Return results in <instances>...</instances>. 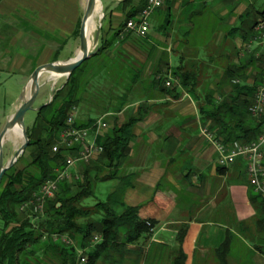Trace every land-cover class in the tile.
Segmentation results:
<instances>
[{"label": "crops", "instance_id": "0c3cea01", "mask_svg": "<svg viewBox=\"0 0 264 264\" xmlns=\"http://www.w3.org/2000/svg\"><path fill=\"white\" fill-rule=\"evenodd\" d=\"M144 2L101 0L104 13L98 45L101 38L109 40L122 28L131 8ZM171 5V19L183 25L174 30L168 27L169 43L151 41L155 23L160 21L162 27L167 21L154 13L147 44H138L132 35L123 46L137 60L135 66L141 73L121 110L100 113L83 102L77 121L103 117L111 128L113 123L137 120L128 154L114 180L116 187L120 178L131 182L124 191V205L138 207V218L153 220L155 226L145 244L137 240L129 245L132 252L143 249L149 264H171L179 231L186 228L182 238L185 264H216L215 251L227 238L228 261L250 259L253 264H264V232L249 199L246 163L238 159L223 170L217 167L215 147L200 134L201 127L211 121L203 120L199 111L200 104H205L203 90L212 91L220 101L237 97L238 107L253 101L254 94L248 90L233 92L226 72L242 68L236 79L242 86L251 88L260 82L264 43L252 41L264 0H173ZM85 6L86 0H0V131L18 108L19 95L35 68L77 56ZM118 45L116 41L112 53ZM179 66L200 72L196 77L199 101L184 89L174 98L162 90L164 84L153 81L162 72L164 81L176 85L172 73ZM5 100L7 107L2 104ZM94 113L95 117L88 115Z\"/></svg>", "mask_w": 264, "mask_h": 264}, {"label": "trees", "instance_id": "16d2710c", "mask_svg": "<svg viewBox=\"0 0 264 264\" xmlns=\"http://www.w3.org/2000/svg\"><path fill=\"white\" fill-rule=\"evenodd\" d=\"M146 1L141 7L131 8L126 13L122 28L111 39L101 38L96 53L72 72L65 86L56 92L53 100L36 111L37 116L32 127L26 128L30 139L27 149L30 150L31 156L28 168L19 171L12 167L6 171L0 181V264H54L55 259L58 264H81L78 248L61 241L54 242L53 235L76 239L86 256L85 264H98L104 253L116 249L122 257L129 251L127 245L140 240L145 233H152L154 221L140 220L138 207L124 205L122 200L124 191L131 185V182L124 178H120L121 183L107 195L105 202L95 204L96 213H102L103 217L96 222H78L81 218H88L91 213V210L82 205L83 200L92 196L94 192L91 172L96 171L94 178L98 179L99 172L103 169L109 170L110 177L104 181L113 180L119 176L117 170L125 155L128 154L129 143L134 137L133 129L137 121L135 118L121 125L115 124L103 138L98 139L97 143L103 147V152L98 158L99 162L96 163L95 160L84 165V176L81 180L62 182L55 196L46 201L44 210L40 213L43 216L31 215L21 219L18 212V206L28 201L44 182L54 179L55 171L63 167L64 154L54 153L52 146L61 130L65 128L70 109L77 104H82L85 100L84 103L93 106L100 113L118 111L125 105L127 94L139 79L141 70L135 66L137 60L125 51L123 46L132 35L137 37L135 40L141 45L147 44L148 39V33L145 37H138L125 28L128 20H137L138 13L141 12ZM167 4H169L170 12L172 2ZM169 12L166 16L167 24L171 20ZM263 16L264 13L261 17ZM116 41L119 45L112 53L111 49ZM88 63L97 64L95 76H98L96 78L99 79V86H91L92 90L88 89L87 96L82 99L85 85L83 86L80 80L83 67ZM242 71V68H230L226 72V76L232 80L233 92L237 95L248 90L254 94L256 86L250 88L236 81ZM199 73L198 70H188L179 66L172 73V76L177 79L176 85L169 88L162 87V90L178 98L181 95L180 90L184 89L199 101V86L196 79ZM163 74L165 73L160 72L154 75L153 81L165 86ZM259 74L263 79L264 69H259ZM120 90L124 91L121 96H113L114 92ZM203 93L205 104H200L199 111L203 115V120L211 121V124L207 125L210 130L215 131L225 142L250 143L258 138L264 128V114L253 117L248 109L252 102H244L241 107H238L237 97L232 98L231 101L226 99L220 101L213 98L212 91L203 90ZM243 107L246 109L245 112L242 111ZM96 120L89 119L86 122L76 120L75 126L87 127ZM216 127L219 129H214ZM223 169L225 167H220V170ZM249 199L251 205L257 210V225L260 231L264 232V199L255 193L253 188H251ZM117 208L122 209L121 213H117ZM94 232L100 233L102 242H97L94 248L86 250L89 242L93 241ZM185 233L186 228L179 231L177 238L179 248L171 264H185L186 255L182 249V238ZM121 236H124L125 242H119ZM228 251L227 238L215 251L218 259L216 264H229ZM49 254L53 257L50 261L47 258ZM242 264H253V262L248 259L243 260Z\"/></svg>", "mask_w": 264, "mask_h": 264}, {"label": "built area", "instance_id": "2783aa9c", "mask_svg": "<svg viewBox=\"0 0 264 264\" xmlns=\"http://www.w3.org/2000/svg\"><path fill=\"white\" fill-rule=\"evenodd\" d=\"M163 0H147L141 12L138 13L137 20L130 19L127 21L126 30L131 31L138 37H145L150 29V17L152 12L159 8ZM254 43H264V16L261 17L255 27ZM166 87H171L170 81H165ZM253 117H260L264 114V78L256 85L254 99L248 108ZM78 109L73 106L67 114L65 128L61 130L56 142L52 146L54 153L62 152L64 154V165L56 170V177L44 182L32 197L20 205L21 212L31 211L36 214L43 212L45 203L48 199L55 196L62 182H72L81 180L82 176L78 175L77 166L88 164L97 160L102 152L103 147L97 143L98 139L104 137L108 123L103 118H98L89 127H76ZM202 138L212 144L217 152V167H228L234 164L238 159H243L246 163V172L249 185L254 192L264 199V128L258 138L250 143L241 141L225 142L223 138L217 135L209 127L202 126L200 129ZM148 225H150L148 223ZM154 230V227L151 231ZM54 242L61 241L65 244H72L71 239L67 236L53 235ZM96 235L94 241H99ZM81 264L86 263V256L79 252Z\"/></svg>", "mask_w": 264, "mask_h": 264}, {"label": "rangeland", "instance_id": "374dc122", "mask_svg": "<svg viewBox=\"0 0 264 264\" xmlns=\"http://www.w3.org/2000/svg\"><path fill=\"white\" fill-rule=\"evenodd\" d=\"M172 1L173 0H164L162 5L152 12L151 16L154 13H158V15H161V16L167 18L166 16L168 15V12H169V4H167V3L168 2H172ZM99 5H101V4H99ZM103 13H104V8L101 5V14H103ZM100 17H102V15L101 16H99V15L96 16V18H95L96 26H95V28L91 29V31H90L91 32L90 33L91 41L94 39V37H95V35L97 33V29L102 24V20H101ZM163 17H161L162 20H163ZM164 23L165 24L162 26L163 28L160 27L161 26L160 21H157L155 23V26H154L155 28L151 29V31H150V39H151V41L159 42V43H161L163 45L169 43L170 41H169V39H168V37L166 35V33H168V32H166V31H168L167 27H169L172 30L174 28V26H177L178 24L180 25V23L182 24L183 21L180 20V22L177 23V22H175V19H173V20L171 19V20H169V24H167V21H164ZM101 30L102 29L100 27V33H101ZM99 36H100V34H99ZM98 47H99V45H98ZM98 47L95 49V51L98 50ZM76 57H74V58H76ZM74 58H72V59H74ZM95 65H97V64L88 63L87 65H85L83 67V74L81 76V80L80 81H81V84L83 86L85 85L84 86L85 87V91L82 93V99H84L85 96H87L88 89L92 90L91 86H94V85L97 86V87L99 86V84H98L99 83L98 82L99 79L96 78L98 76H95V74L97 73L96 72L97 69L95 68L96 67ZM48 78H49L48 74H44L41 77V82H43V85H42L40 91L41 90L42 91L39 92L37 100L35 101V104H34L35 108H38V107H40V106H42V105H44L46 103H50L53 100L56 92L58 90L62 89L63 86H65V84H66V82L68 80L66 77H62V78H60V79H58L57 81L54 82L52 80H48ZM100 87H102V85ZM2 104H4L5 107H7L8 106V100L2 101ZM79 106H80V104H77V106H76L77 109L79 108ZM87 107L88 106L83 105V108H87ZM92 107L90 106V108H92ZM88 115H90L92 117H95L97 114L94 113V114H88ZM36 116H37V112L36 111H29V112L26 113V115L24 116L25 117L24 123H25L26 128H31L32 127ZM100 118H103V117H100ZM103 120L106 121L104 118H103ZM108 125H110V124L108 123ZM111 125L114 126L115 124L113 123ZM87 127H89V126H87ZM109 127L107 128V131L105 132L104 136L109 132V130H111V128H109ZM20 143H22V139L21 138L20 139L19 138L11 139V138L7 137V139L5 140L4 146H3L4 163H6L7 161H9V159L12 158V156L14 155L15 151L17 150V148L21 145ZM17 160L18 161L14 164L13 168H15L16 170H19V171H21V170L24 171L25 169H27L28 165H29V162L31 161L30 150L26 149V151L23 153V155ZM95 162L98 163L99 159L96 160ZM84 165H86V164H80V165L77 166V170L76 171L78 172L79 176L80 175L84 176V167H83ZM225 168H227V167H225ZM108 171L109 170H107V169H103L101 172H99V175H98L99 178L98 179L94 178L96 176L97 172L96 171H92L91 172L92 186H93V191L94 192H93L92 196L84 199L83 202H82V205L85 206L87 209L91 210V213H89L90 216L88 218L79 219L78 220L79 223H85L87 221L96 222L101 217H103L102 213H96V210L94 208L95 204L105 202L106 198H107V195L110 194L116 188V184H117L114 179L112 181L111 180H105L104 181V179L110 177L108 175ZM75 181L76 180H73V182H75ZM120 183L121 182H119V184ZM248 184H249V182H248ZM19 208H20V205L18 206V212H20L19 213V218H21V219H23L25 216H31V215L43 216L42 214L39 215V214H36L34 212H31V211H27V212L23 211V212H21ZM116 211H117V213H121L122 209L121 208H117ZM152 233H153V231H152ZM152 233H150V234L145 233V234H143L141 236L142 239H140V240H141L142 244H145L150 239V236L152 235ZM93 234H95L94 237L97 235L100 238V240L97 241V242L101 243L102 242V236L100 235V233L94 232ZM45 236H47V235H45ZM94 237H93V241L89 242L88 247H87L86 250H91L92 248H94L97 245L96 244L97 242L94 241ZM45 238H44V240H46ZM71 241H72V246H75V247L78 248V252H80V251L84 252L82 250V248L79 247L78 241L76 239H73ZM119 242H125L124 236L120 237V241ZM132 244H134V243H132ZM136 244H139V243H136ZM129 245H127V248H128L129 251L126 252V254H124V256L121 257L120 253L117 252L116 249H112V251L110 250V251L104 253L103 255H101L102 257L98 261V264H142V262H144V264H149V261H147L146 257L144 256L143 249H141V253H138L136 251L138 249L135 247L136 248L135 252H132V248ZM178 248H179V245L175 249L174 256L176 255ZM83 256H85L84 253H83ZM47 258H48L49 261H50V259L51 260L53 259L51 254H49ZM53 263L54 264H58V261H56V259H55L53 261ZM229 264H242V261L239 263V262L234 261V260H229Z\"/></svg>", "mask_w": 264, "mask_h": 264}, {"label": "water", "instance_id": "95a60500", "mask_svg": "<svg viewBox=\"0 0 264 264\" xmlns=\"http://www.w3.org/2000/svg\"><path fill=\"white\" fill-rule=\"evenodd\" d=\"M101 4V0H86V6L84 14L82 15L81 27H80V47L76 58L68 61H55L47 64H43L34 69L29 77L27 84L22 88L19 96V106L10 118L4 124L0 131V181L2 180L6 171L10 170L14 164L18 161L25 150L27 149L30 139L28 137L26 126L24 123L25 115L29 111H39L43 106L49 104L46 103L38 108L34 107L35 101L39 95L40 89L43 85L41 77L44 74H48V80L57 81L62 77L67 79L70 77L72 72L92 55L96 53L95 49L98 47L100 27L97 29V33L94 39L91 41L89 24L97 11V5ZM101 20L103 18L100 17ZM14 129H19L21 133L22 143L15 151L9 161L4 163L3 146L8 134Z\"/></svg>", "mask_w": 264, "mask_h": 264}, {"label": "bare ground", "instance_id": "6f19581e", "mask_svg": "<svg viewBox=\"0 0 264 264\" xmlns=\"http://www.w3.org/2000/svg\"><path fill=\"white\" fill-rule=\"evenodd\" d=\"M99 15L101 16V5H97V11L95 13V16L93 17V19L91 20L90 24H89V30L91 31V29L95 28L96 26V23H95V18L96 16ZM49 82V81H48ZM8 138H11V139H17V138H21V133H20V130L19 129H14L13 131H11V133L8 134ZM8 141V140H7ZM20 141V140H19ZM21 144V143H20Z\"/></svg>", "mask_w": 264, "mask_h": 264}]
</instances>
